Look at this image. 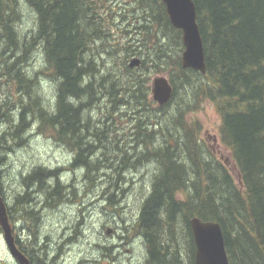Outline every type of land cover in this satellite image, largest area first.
Instances as JSON below:
<instances>
[{
	"label": "trees",
	"instance_id": "1",
	"mask_svg": "<svg viewBox=\"0 0 264 264\" xmlns=\"http://www.w3.org/2000/svg\"><path fill=\"white\" fill-rule=\"evenodd\" d=\"M113 1L119 3L116 11ZM22 2L34 11L36 28L19 44ZM194 2L206 73L183 66V32L171 23L163 0H0L4 45L0 54L5 56L9 47L12 52L11 60L0 64V164L10 150L24 143V135L35 124L39 132L74 152L70 164L88 169L90 188L96 186L97 174L108 168L115 179L112 185L122 189L119 179L128 152L121 153L116 144L106 152L104 140L117 141V119H133L131 129L154 130L143 136L132 134L137 139L133 144L142 141L148 146L127 166L157 164L137 223L148 247L146 264H195L189 224L193 216L221 224L230 264H264V0ZM105 8L108 18L121 21L128 41L123 49L134 46L145 54L136 69L124 61L125 70L118 72L104 64L102 54L98 56L102 45L105 54L117 53L107 50L112 35L101 15ZM149 43L152 52H144ZM39 47L45 66L29 74L24 66ZM161 70L168 72L174 87L166 106L159 105L151 92L150 75ZM40 73L55 82L50 107L38 88ZM204 99L215 103L220 113L221 140L231 151L240 183L188 118ZM109 157L117 161H109L110 165L122 162L116 166L118 172L106 165ZM58 170L39 166L25 176L27 189L18 192L12 209L20 207L22 218H37L33 217L36 198L29 190L33 185L45 195L44 203L52 201L54 193L62 201L71 189L76 195L75 180L63 182ZM1 175L0 167L5 197ZM55 203L51 207L62 202ZM34 253H30L33 264H45Z\"/></svg>",
	"mask_w": 264,
	"mask_h": 264
},
{
	"label": "rangeland",
	"instance_id": "2",
	"mask_svg": "<svg viewBox=\"0 0 264 264\" xmlns=\"http://www.w3.org/2000/svg\"><path fill=\"white\" fill-rule=\"evenodd\" d=\"M108 3L106 2V4ZM21 4V19L17 25L19 44L26 41L36 28V15L34 11L24 2ZM111 5L113 9L116 7V11L119 3L118 1H113ZM127 6L131 7L129 4ZM101 15L106 17L105 26L106 28L109 26L107 30L112 35L109 44L106 45L108 46L107 50H116L117 53L115 52L114 55H111L106 52L107 54H105L102 51V45L97 48V54L98 56L102 54L103 59L101 58V60L104 64H108V67L118 72H123L125 70L124 61H126V64H130L132 58L140 57L142 59L145 54L139 53L134 46L125 51L123 48H125L124 45L128 41H126V34L120 27L121 21L116 18L114 21L108 18L106 8L102 11ZM2 46H4L3 43H0V48ZM6 48L8 49V47ZM8 50H6L5 56L0 54V64L4 60H11L8 58L11 48L9 47ZM143 50L144 52H152L151 43L147 47H143ZM17 53L20 54V51ZM129 53H131L130 56L127 55ZM44 66L43 53L41 47H39L33 52L32 57L28 59V63L24 68H26L29 74H34L37 70L44 68ZM136 67L132 69H136ZM158 75L168 76V72L163 70L154 72L150 75V81L152 82L153 78ZM39 77L38 88L43 100L50 107V104L52 105L55 100V82L45 73H40ZM6 86L3 85L2 87V95H5L4 90H7ZM126 110L129 111V108H126ZM131 113L133 114V112ZM94 116L98 118L100 115H97L95 112ZM188 118L200 128V136L205 143L211 147L218 158L229 166L236 180L240 183L239 170L232 158L231 151L221 140L220 126L222 118L215 103L207 99L202 100L199 107L191 111ZM132 123L133 119H117V130H115L118 133L117 141L112 144L108 140H104V151L112 152L111 147L116 144L122 147L121 153L128 152V156L123 160L125 162L123 166H128L129 163L135 161L137 156L146 151V146H148L144 145L145 142L142 141L133 144L137 139L132 134H135L137 137L147 134L148 131H150V134H152V131L154 132V130H133L130 128ZM2 127L3 124L0 125V132H2ZM24 136L26 138L24 143L10 150L6 155V161L0 164L2 170L1 180L7 202L11 201L14 207L15 198L19 195L18 192L27 189L24 177L30 175L39 166L46 167L47 170L59 169L58 173L61 175L63 182L71 183L74 182L73 180L76 181L74 183L76 184L77 191L75 195L73 189H71L68 199L65 197V200H60L64 203L60 208L53 209L48 207L43 209L44 198L46 197L37 191L36 185L29 187L32 196L38 202L36 215L33 216L37 218L31 219V217L25 216L26 219L17 223V233H19L20 237L24 238L23 243L27 250L29 252H34L35 250L34 255L37 257L36 259L42 260L45 264H145L146 246L139 237L132 238V241L128 244H122V242L130 240L133 230L129 231V226L132 222L136 224V218H139L143 199L151 191L152 175L154 177L157 164L154 162L142 163L141 165L143 166L141 167H130V171L127 167H124L125 169L121 170L122 177L119 179L122 189H116L112 185L115 180L111 176L113 172L108 168L103 169L100 171V174H97L96 186L90 188L88 182H86L87 184L82 183L84 181V171L81 168L68 169L74 157L72 150L55 141L49 134L39 132L35 124ZM99 146L103 150V146L100 144ZM133 147L135 149H132ZM112 156L110 155V157ZM110 157L106 165L118 172V167L116 166H121L122 162H118V165H110L109 161L117 162ZM87 170L86 168V177ZM127 172L131 173L128 174ZM102 173L103 175H101ZM112 193H114L113 197ZM50 204L52 205L51 200ZM19 208L15 207L13 213H18L19 217H22ZM130 220L131 222H129ZM30 224L33 230L39 231L38 240L36 238L33 239L34 235L32 236L29 228ZM109 229H111L110 232H108ZM69 235L72 236L71 243L68 242ZM46 251L49 253L48 258H46ZM185 256L187 257L186 253ZM0 264H19L7 247L1 227Z\"/></svg>",
	"mask_w": 264,
	"mask_h": 264
},
{
	"label": "water",
	"instance_id": "3",
	"mask_svg": "<svg viewBox=\"0 0 264 264\" xmlns=\"http://www.w3.org/2000/svg\"><path fill=\"white\" fill-rule=\"evenodd\" d=\"M171 23L182 30L184 50L182 64L202 73L207 72L205 47L198 23L197 7L194 0H163ZM140 57L132 58L130 67L141 64ZM153 99L159 105L167 104L174 92V87L166 75L153 78L151 84ZM195 245V264H230L225 246L222 226L218 221L203 220L198 216L190 219ZM0 227L12 256L19 264H32L30 258L18 247L9 220L7 201L0 188ZM109 229L108 232H110Z\"/></svg>",
	"mask_w": 264,
	"mask_h": 264
},
{
	"label": "flooded vegetation",
	"instance_id": "4",
	"mask_svg": "<svg viewBox=\"0 0 264 264\" xmlns=\"http://www.w3.org/2000/svg\"><path fill=\"white\" fill-rule=\"evenodd\" d=\"M68 169H70V168H68ZM67 169V170H68ZM22 194V193H21ZM53 195V194H52ZM55 195H53V197H54ZM9 200H10V198H9ZM11 200H12V198H11ZM7 201V200H6ZM59 201V199L57 198H54V199H52V205L53 206H55L56 205V203L55 202H58ZM35 202H37L36 200L33 202V206H35V208L37 207V205H38V202L37 203H35ZM51 204H50V202H49V204H48V207L49 208H53V209H56V208H59L61 205H57V207H51L52 206ZM7 207H8V215H9V220H10V223H11V225H12V227H13V233H14V235H15V239H16V243H17V245H18V247L30 258V260H31V263L33 264V261H32V258L30 257V253L31 252H29L28 250H27V248H26V246L24 245V238L23 237H20V235H19V233H17V230H18V226H17V223H19L20 221H22V220H24V219H26V218H22V217H19V215L17 214V215H15L14 213H13V209H12V207H13V203L11 202V201H9V202H7ZM34 213H36V211L34 212ZM35 216V215H34ZM139 218H140V216H139ZM139 218L137 219V222H136V224L135 223H132V225H130L129 227V231L132 229L133 230V233L130 235V240H128L127 242H125V240L122 242V244L124 243H126V244H128L130 241H132V238H135V237H139L143 242H144V244H145V246H146V261H145V264L147 263V260H148V247H147V243H146V241H145V238L143 237V235H142V233L140 232V230H139V228L137 227V223H138V221H139ZM26 227L28 228V226L26 225ZM29 228H30V230H31V233H32V235H35L36 233H37V236H36V239L38 240V238H39V236H38V233H39V231H36V230H33L32 229V226H31V224L29 225ZM71 235H69L68 236V238H69V243H71ZM22 239V240H21ZM121 246V245H120ZM113 247H114V245H113ZM106 248L108 249V247L106 246ZM128 251H130V249H128Z\"/></svg>",
	"mask_w": 264,
	"mask_h": 264
},
{
	"label": "bare ground",
	"instance_id": "5",
	"mask_svg": "<svg viewBox=\"0 0 264 264\" xmlns=\"http://www.w3.org/2000/svg\"><path fill=\"white\" fill-rule=\"evenodd\" d=\"M131 60V59H130ZM166 106V105H165ZM122 148V147H121ZM132 149H135V147H133ZM76 153V152H75ZM76 155V154H75ZM73 160V159H72ZM75 160H73L72 162H74ZM71 163V162H70ZM72 166V169H77V168H81L83 171H84V176H83V178H84V181L82 182V183H86L87 182V180H86V178H88V177H86L85 176V170H86V168H84V167H81V166H79V165H76V164H69V166ZM141 166H143V165H141ZM141 166H138V167H141ZM127 167V166H126ZM125 167V168H126ZM70 168V167H69ZM134 168H136V167H134ZM61 169V168H60ZM71 168H70V170H72ZM129 171H130V169H129ZM67 172H69V171H67ZM128 173V172H127ZM131 173V172H130ZM130 173H128V174H130ZM137 174V173H136ZM138 175V174H137ZM125 177V176H124ZM128 177V176H127ZM61 178V177H60ZM129 178V177H128ZM152 183H151V188H152V185H153V182H154V177H153V175H152ZM129 180H131V179H129ZM76 182V181H75ZM77 182H79V181H77ZM79 184V183H78ZM77 184V185H78ZM87 184V183H86ZM76 185V184H75ZM80 185V184H79ZM83 186V185H82ZM89 186V185H88ZM66 187V186H65ZM152 190V189H151ZM25 190H23V192H24ZM87 191V190H86ZM23 192H21V193H23ZM149 194V193H148ZM54 195V194H53ZM36 196V195H35ZM45 196V195H44ZM148 196V195H147ZM146 196V197H147ZM56 197H57V195H56ZM145 197V198H146ZM39 198H40V196H39ZM144 198V197H143ZM145 198L143 199V201L145 200ZM34 199V198H33ZM45 199V198H44ZM59 199V198H58ZM38 200H40V199H38ZM43 200V199H42ZM46 200V199H45ZM37 201V200H36ZM41 201V200H40ZM59 201H60V199H59ZM35 203H37V202H35ZM48 204L49 203H47V202H45L44 203V206H43V209H46V208H48ZM64 203L62 202V203H60L59 205H63ZM40 205V204H39ZM23 206V205H22ZM138 207V206H137ZM136 207V208H137ZM60 208V207H59ZM140 209V208H139ZM42 211V210H41ZM43 213V212H42ZM140 216V215H139ZM133 218H135V217H133ZM130 219V218H129ZM128 219V220H129ZM132 219V218H131ZM136 220H137V218H136ZM204 220V219H203ZM129 222H131V220L129 221ZM133 223V222H132ZM190 224V223H189ZM132 225V224H131ZM125 228V227H124ZM128 228V227H127ZM192 229V228H191ZM133 233V232H132ZM192 234H193V232H192ZM33 236V235H32ZM36 236H37V233L34 235V237H33V239L34 238H36ZM194 238V237H193ZM31 242V241H30ZM195 242V241H194ZM229 257V256H228ZM183 260V259H182Z\"/></svg>",
	"mask_w": 264,
	"mask_h": 264
}]
</instances>
